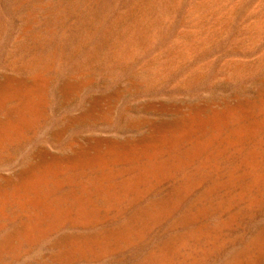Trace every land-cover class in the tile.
I'll use <instances>...</instances> for the list:
<instances>
[{
	"label": "rangeland",
	"instance_id": "rangeland-1",
	"mask_svg": "<svg viewBox=\"0 0 264 264\" xmlns=\"http://www.w3.org/2000/svg\"><path fill=\"white\" fill-rule=\"evenodd\" d=\"M0 264H264V0H0Z\"/></svg>",
	"mask_w": 264,
	"mask_h": 264
}]
</instances>
